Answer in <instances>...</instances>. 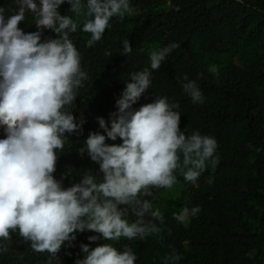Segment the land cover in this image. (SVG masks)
<instances>
[{"label": "clouds", "instance_id": "9594fccd", "mask_svg": "<svg viewBox=\"0 0 264 264\" xmlns=\"http://www.w3.org/2000/svg\"><path fill=\"white\" fill-rule=\"evenodd\" d=\"M66 2L72 15L60 12ZM15 4L13 14L0 6V126L7 133L0 139V256L9 251L13 233L30 241L33 252H46V264H63L58 253L66 241L76 239L77 231H94L105 241L160 237L164 214L144 197L152 196L153 189L172 190L177 170L195 185L205 171L215 170L220 163L215 137L181 130L179 103L156 96L133 108L151 88L153 71L160 70L180 43L173 41L152 50L148 67L128 73L110 125L104 117H97L103 133L91 132L80 149L81 155L87 153L100 165L102 175L83 172L80 182L66 188L54 173L69 134L81 131L86 123L83 116L77 121L72 105L90 79L71 34L89 33L86 44L93 47L114 17L123 20L132 14V3L15 0ZM29 13L37 30L26 33L18 25ZM74 17H84L83 22ZM45 29L55 33L42 40ZM132 51L129 41L125 42L123 52L129 55ZM207 71L219 78L217 65L210 64ZM181 87L193 104L205 102L197 80L185 75ZM142 99L150 97L143 95ZM118 137L122 143H106ZM129 208L135 214L134 222L127 219ZM200 211L198 205L183 207L173 212V219L186 225ZM81 250L86 256L75 264H137L138 256L128 246L121 251L111 243L94 249L81 244ZM163 264H170V257L165 256Z\"/></svg>", "mask_w": 264, "mask_h": 264}, {"label": "trees", "instance_id": "16d2710c", "mask_svg": "<svg viewBox=\"0 0 264 264\" xmlns=\"http://www.w3.org/2000/svg\"><path fill=\"white\" fill-rule=\"evenodd\" d=\"M131 3L132 14L123 20L114 17L93 47L86 44L89 33L78 30L71 34L81 53V66L90 77L79 90L72 111L77 121L83 116L86 123L81 131L69 134L54 176L67 188L80 182L83 172L102 175L100 165L87 153L81 155L80 149L91 132L103 133L97 117H104L110 125L128 73L148 67L149 53L173 41L181 47L160 70L153 71L152 86L143 94L150 99H142V95L133 108L154 101L156 96L179 103L181 130L215 137L220 163L215 170L205 171L195 185L187 183L177 170L172 196L161 198V188L144 197L164 214L162 239L105 241L94 231H77L76 239L66 241L58 256L63 264H75L86 256L81 244L94 249L111 243L121 251L131 247L138 256L137 264H163L165 256L170 257V264H264V0ZM0 6L8 14L17 10L15 0H0ZM70 7L67 2L61 5V14L72 15ZM74 19L82 23L84 17ZM18 26L26 33L37 30L31 13ZM53 33L45 29L42 40ZM128 41L133 47L129 55L123 52ZM210 64L219 68L218 79L207 71ZM185 75L197 80L205 96L203 104H193L183 92ZM6 135L0 126V139ZM106 143L120 144L122 140L118 137ZM197 205L201 211L186 225L173 219V212ZM127 219H136L131 208ZM93 235L98 239L90 241ZM47 259L46 252H33L30 241L13 233L0 264H46Z\"/></svg>", "mask_w": 264, "mask_h": 264}, {"label": "rangeland", "instance_id": "374dc122", "mask_svg": "<svg viewBox=\"0 0 264 264\" xmlns=\"http://www.w3.org/2000/svg\"><path fill=\"white\" fill-rule=\"evenodd\" d=\"M174 193H175V190L174 189H172V190H165V191L163 190L161 198L166 199V198L172 196Z\"/></svg>", "mask_w": 264, "mask_h": 264}, {"label": "bare ground", "instance_id": "6f19581e", "mask_svg": "<svg viewBox=\"0 0 264 264\" xmlns=\"http://www.w3.org/2000/svg\"><path fill=\"white\" fill-rule=\"evenodd\" d=\"M210 191V190H209Z\"/></svg>", "mask_w": 264, "mask_h": 264}]
</instances>
